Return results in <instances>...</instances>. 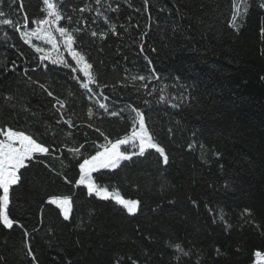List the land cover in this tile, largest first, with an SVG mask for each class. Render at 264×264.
<instances>
[{
    "label": "trees",
    "instance_id": "obj_1",
    "mask_svg": "<svg viewBox=\"0 0 264 264\" xmlns=\"http://www.w3.org/2000/svg\"><path fill=\"white\" fill-rule=\"evenodd\" d=\"M244 2L249 7L236 30L232 0H101L103 15L95 0H67L63 10L80 17L74 47L108 85V99L98 98L107 111L81 87L83 73L41 62L19 31L3 27L0 125L32 134L51 155L37 154L10 189L16 223L0 224V264L255 263V252H264V8L261 0ZM9 3L3 10L17 27L25 15L29 30L35 27L42 0H24L23 11L20 0ZM85 6L93 11L80 13ZM59 51L75 67L62 46ZM137 75L160 80L145 89L132 80ZM164 84L166 100L149 94ZM55 98L66 101L62 109ZM128 106L145 113L169 164L149 150L93 176L110 192L140 200L135 216L76 184L83 157L95 154L105 137L114 142L130 134ZM80 145L79 157L68 151ZM53 195L71 198L68 220L48 203ZM177 243L187 255L176 251Z\"/></svg>",
    "mask_w": 264,
    "mask_h": 264
},
{
    "label": "snow or ice",
    "instance_id": "obj_2",
    "mask_svg": "<svg viewBox=\"0 0 264 264\" xmlns=\"http://www.w3.org/2000/svg\"><path fill=\"white\" fill-rule=\"evenodd\" d=\"M15 3L16 0H10L9 6L11 7ZM66 3L67 0H42L41 16L32 20L35 27L29 30L28 18L25 15L24 24L21 26L23 30H21V27H17L16 22L8 18L9 14L3 10L4 0H0V32H3L4 26L11 27L13 30L19 31L20 38L24 43L28 44L39 54V60L41 62L49 60L53 65L61 64L66 68L71 67L72 73H83L84 79L81 81V87L88 91L90 94L89 99L97 97L98 107L107 111L108 106L105 103H100L98 98L103 97L105 100L108 99V97L104 95V89L108 88V85L99 83L98 77L91 71L93 65L88 62L86 54L82 51H78L77 48L74 47L78 39V34L81 31L79 28L80 17L74 20L72 15L66 13L63 10ZM95 3L97 5L95 8L97 15H103V13H100L98 7L101 4V0H95ZM23 4L24 0H20V11H23ZM241 7H243V13L240 10ZM248 7L249 4L247 2L241 4V0H232L233 11L231 13L230 27L238 30V18L246 14ZM259 7L264 8V0H261ZM108 8L112 11L118 10V8L112 9L111 5H108ZM73 11H75V9ZM85 11H93V9L87 6L79 9L80 13ZM62 19L67 21L65 26H62L60 23ZM105 22H107L106 16ZM112 28L114 31V26H112ZM91 35L96 37L98 33L92 31ZM99 35L101 38H104L106 34L100 33ZM3 37L4 39H8L6 32H3ZM34 40H39L43 44L49 45L50 48L42 47L34 43ZM61 46L68 56L71 57V60L75 62V67H72L69 61L64 59L60 54L59 49ZM53 53H55V55ZM149 63H151V61H149ZM76 78L79 79V77ZM153 79L159 81L160 77H146L144 75L132 77L133 81L139 80L143 82L140 87L145 89H148V82ZM29 80H31V77H29ZM36 83H38V81ZM92 85H95V88L100 91L96 92ZM39 86L47 92L48 96H53V93L48 90L45 85L41 84ZM167 89L168 85L164 84L158 90L156 88L150 89L149 94L158 92L159 99L164 101L167 99L164 95ZM114 90L115 86H113V91ZM55 99L56 103L59 104L62 109L66 101H62L59 98ZM128 108L131 120L130 134L123 136V138H118L114 142L105 137L106 142L99 145L95 154L83 157L82 162L78 165L79 179L76 180V184L84 186L89 196L94 194L102 200H113L117 205H120L128 215L135 216L140 209V200L124 199L117 191L109 192L107 187L98 185L93 176V173L99 172L101 169H117L121 166L122 161H130L134 156L144 157L149 150H154L158 153L159 156L163 158L164 165L169 164V156L166 153V149L161 145L155 133L152 132L147 125L145 113L138 107L128 106ZM121 111H123V109ZM88 114L92 116L93 113L91 109H89ZM110 115L115 117L120 115V113L111 111ZM61 120L69 127L72 126L73 121L71 117L65 120L62 114ZM59 122L60 121H58V123ZM68 135L71 136V133L69 132ZM122 146H130L132 151H128L127 148L121 150ZM82 147L83 145L69 148L68 151L74 156L79 157L81 155L80 148ZM189 147L191 148V145H189ZM37 154L51 155V153H49V148L45 147L43 142H37V139H34L32 134H25V131L22 129L13 130L12 127L0 125V193H2L0 194V224L8 229H12L16 223V220L10 218L9 214L10 189L20 180V175H18L20 170L26 169L28 164L32 163V161L37 158ZM48 203L56 205L63 214L64 219H69L71 208L70 197L53 195L49 198ZM20 227H23V225H20ZM174 247L176 251L187 255V253L183 252L181 244L177 243ZM29 254H31V252ZM255 257V264H264V252H255ZM33 259H35L34 256ZM132 264H136V262L133 261Z\"/></svg>",
    "mask_w": 264,
    "mask_h": 264
},
{
    "label": "rangeland",
    "instance_id": "obj_3",
    "mask_svg": "<svg viewBox=\"0 0 264 264\" xmlns=\"http://www.w3.org/2000/svg\"><path fill=\"white\" fill-rule=\"evenodd\" d=\"M125 148H127L128 151H132L130 146H122L121 150H124ZM123 162V161H122ZM101 170H106V169H101ZM110 192V191H109ZM99 198V197H98ZM125 199V198H124ZM113 201V200H112ZM115 202V201H114ZM120 206V205H119ZM63 215V214H62ZM70 215V213H69ZM255 264V263H254Z\"/></svg>",
    "mask_w": 264,
    "mask_h": 264
}]
</instances>
